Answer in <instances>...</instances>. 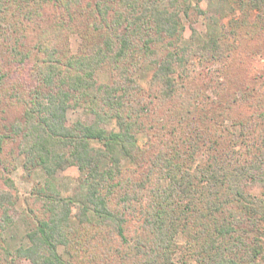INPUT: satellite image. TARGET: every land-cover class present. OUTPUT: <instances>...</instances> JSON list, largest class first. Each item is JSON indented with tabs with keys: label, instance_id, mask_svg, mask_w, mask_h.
Instances as JSON below:
<instances>
[{
	"label": "trees",
	"instance_id": "16d2710c",
	"mask_svg": "<svg viewBox=\"0 0 264 264\" xmlns=\"http://www.w3.org/2000/svg\"><path fill=\"white\" fill-rule=\"evenodd\" d=\"M241 2L256 12L253 27L264 29V0ZM194 11L201 14L191 0H0V106L20 112L8 132L0 130V170L7 171L1 158L11 141L25 168L44 176L24 199L34 208L21 214L4 179L0 264H175L178 250L196 264L264 260L263 84L240 100L247 113L233 119L240 148L215 117L193 116L190 61L225 60L234 46L214 17L206 32L182 40L181 17ZM101 70L106 83L96 78ZM146 70L144 90L136 77ZM230 90L222 85L210 103L221 106L222 121L237 103ZM178 97L179 106L156 116L154 100ZM75 108L92 121L69 122ZM69 167L78 172L76 188L61 197L56 174ZM30 219L29 246L11 252L6 230ZM235 219L245 227L235 229ZM177 264L187 263L180 257Z\"/></svg>",
	"mask_w": 264,
	"mask_h": 264
},
{
	"label": "rangeland",
	"instance_id": "374dc122",
	"mask_svg": "<svg viewBox=\"0 0 264 264\" xmlns=\"http://www.w3.org/2000/svg\"><path fill=\"white\" fill-rule=\"evenodd\" d=\"M241 1L245 0H227L225 3L217 4V0H191L192 6H198L201 14L193 12L190 17L185 20L181 17V24L183 25L182 40H186L195 30L198 33L203 34L209 25V20L213 17L219 18L221 25L225 26L229 31L231 38L230 42L234 45L231 49L229 57L225 60L211 61L200 60L198 58H192L190 61V69L192 73L187 83V91L191 94V97H197V103L191 110L194 117L199 120L201 117H215L218 123H223L232 133L231 139L233 143H236V147L240 148L241 134L239 126L234 122V118L239 115L247 113L246 108L241 104L242 98H248L255 96L256 88L262 86L264 89V29H256L253 27L255 21V11H249L247 8L241 5ZM253 32V34H252ZM254 35V36H252ZM79 44V37L76 34H72L69 37V47L71 53H76ZM173 79L177 81V75H172ZM96 78L100 83H106L107 74L104 71H98ZM151 78L150 70L143 71L136 77L137 83L144 90L148 89ZM222 85L226 86L227 90H230V97H232L237 103L233 105L229 112H226L228 118L223 121L221 119L220 109L221 106L210 104L217 102V97L221 92ZM161 99V98H160ZM181 98L175 100H154L152 110L156 113V116L162 115L175 103L176 105ZM226 99V98H223ZM179 106V105H178ZM172 107V106H171ZM177 109H179L177 107ZM20 117L19 109L9 108L4 110L0 106V130L8 128V125L14 120ZM218 117V118H217ZM230 117V118H229ZM66 118L69 122H83L89 123L92 121V116L83 112L82 108L69 109L66 113ZM206 125H210L211 122L204 119ZM202 122L201 125H205ZM200 125V126H201ZM5 126V127H3ZM172 125H168L167 128H171ZM6 132L7 129H6ZM147 141V136L144 133L137 135V142L139 146H142ZM5 156L1 158L2 167L8 171L0 174V188H5L4 179H10L11 184L15 189V196L17 197L15 203V211L18 214L26 212L28 209H33L30 201L25 204V198L29 197V194L39 185L44 182V176L38 168L27 169L24 166L23 156H19L16 148V143L9 141L6 143ZM7 155V156H6ZM9 159L8 163L6 162ZM201 160V155H197L196 162ZM124 166L132 167L125 163ZM78 172L76 168L69 167L63 171H58L56 174V184L61 197L72 195L77 184ZM76 213V208L72 210V216ZM37 215V213H36ZM31 218L30 216L26 215ZM38 216V215H37ZM40 217V216H39ZM32 221V219H30ZM30 221H19L15 227H10L6 230L4 236L7 248L13 252L17 248H27L29 241L25 237V231L30 225L34 226ZM244 223V222H243ZM241 224L239 219L233 220V227L238 229L245 227ZM30 224V225H29ZM241 224V225H240ZM240 226V227H239ZM174 241L177 245L182 246L185 244L184 239L178 234ZM262 254L264 255V239L262 242ZM59 254L64 257L63 247L58 246ZM183 257V260L187 264H196L195 261L189 256L181 253L178 250L173 260L177 264L178 258ZM15 264H31L25 259H18ZM255 264H264V260L256 261Z\"/></svg>",
	"mask_w": 264,
	"mask_h": 264
}]
</instances>
